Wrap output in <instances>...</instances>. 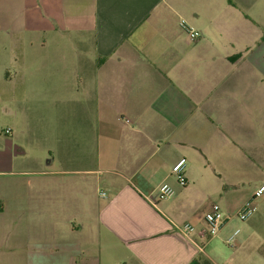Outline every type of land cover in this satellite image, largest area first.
I'll use <instances>...</instances> for the list:
<instances>
[{
  "label": "crops",
  "instance_id": "1",
  "mask_svg": "<svg viewBox=\"0 0 264 264\" xmlns=\"http://www.w3.org/2000/svg\"><path fill=\"white\" fill-rule=\"evenodd\" d=\"M262 29L264 0H0V264H264V200L236 220L264 181ZM23 134L42 156L3 149Z\"/></svg>",
  "mask_w": 264,
  "mask_h": 264
},
{
  "label": "built area",
  "instance_id": "2",
  "mask_svg": "<svg viewBox=\"0 0 264 264\" xmlns=\"http://www.w3.org/2000/svg\"><path fill=\"white\" fill-rule=\"evenodd\" d=\"M180 26L184 30L188 40L191 43H195L201 38V33L199 31H196L188 27L184 21L180 22ZM5 132L9 133V130H6ZM184 167H185V160L181 158L178 161H176L171 168V174L174 175L177 183L181 187H184L187 183L183 172ZM173 193L174 192L172 188L167 183H162L158 186L155 194L147 197V201L153 206H155L156 203L160 200L170 199L173 196ZM262 196H264V181L261 182L256 188L253 199ZM254 213H255V207L252 204V200H249L239 208V210L236 213V217L240 221H245L249 219ZM204 220L207 224L206 233L209 236L216 235L219 231L220 226L223 224V214L220 206L216 203H212L209 206V209L204 213ZM176 230L178 231L179 234L185 237H189V235L193 232L192 226L188 223H184L180 226H177ZM237 233L238 231H235L233 233V236L236 235Z\"/></svg>",
  "mask_w": 264,
  "mask_h": 264
},
{
  "label": "rangeland",
  "instance_id": "3",
  "mask_svg": "<svg viewBox=\"0 0 264 264\" xmlns=\"http://www.w3.org/2000/svg\"><path fill=\"white\" fill-rule=\"evenodd\" d=\"M253 39H256V40H261V39H264V30L262 29L260 32H258L257 34H253ZM254 41V40H253ZM17 46H24L22 45L21 43H19ZM253 46L254 43H253ZM264 46V45H263ZM20 85V84H19ZM20 91H21V88L19 86V94H20ZM19 105L21 104V98L19 97ZM24 101V100H23ZM25 102V101H24ZM4 105V104H3ZM7 107V106H6ZM50 124H51V128H54L55 126H57L58 124V118H57V115H54V116H51L50 117ZM4 120V119H3ZM3 124H6V121L2 122ZM17 125L21 126V120L19 119L17 121ZM9 130V129H8ZM3 138L4 139H11V137H5L3 135ZM14 142H12V144H9V143H6V144H3V149H8V150H14L15 147H18V145H23L22 147L26 150V153L28 156L30 157H40L42 156L43 154V149H41V147L38 146V142L37 139H34L32 137H29L28 135H19L17 137V140H13ZM25 162H27V159L24 155H20V156H16V166L15 168L16 169H26V164ZM175 179V177H173ZM176 180V179H175ZM171 187V186H170ZM221 190V188H220ZM220 195L218 194L217 191H214L212 192L211 194L207 195V196H203L201 199H200V204L201 205V209H204L206 206H210L212 203H216L218 204L219 206H221L222 204V201L220 200ZM251 199V198H250ZM252 200V204H257L258 202H261L264 200V196L262 197H258L256 199H251ZM249 201V200H248ZM160 209H161V205H159ZM201 211V210H200ZM203 211V210H202ZM253 216V215H252ZM253 219V218H252ZM240 224L244 223V224H248L249 220H245V221H240L238 218L236 219Z\"/></svg>",
  "mask_w": 264,
  "mask_h": 264
}]
</instances>
